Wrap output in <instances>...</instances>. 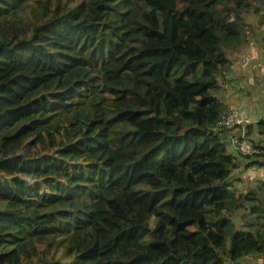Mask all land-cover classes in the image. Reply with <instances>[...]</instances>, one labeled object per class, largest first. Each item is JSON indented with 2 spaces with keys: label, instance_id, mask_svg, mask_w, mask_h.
<instances>
[{
  "label": "trees",
  "instance_id": "trees-1",
  "mask_svg": "<svg viewBox=\"0 0 264 264\" xmlns=\"http://www.w3.org/2000/svg\"><path fill=\"white\" fill-rule=\"evenodd\" d=\"M248 11L264 0H0V264L264 261V182L230 183L264 120L234 106L236 143L217 125Z\"/></svg>",
  "mask_w": 264,
  "mask_h": 264
},
{
  "label": "rangeland",
  "instance_id": "rangeland-1",
  "mask_svg": "<svg viewBox=\"0 0 264 264\" xmlns=\"http://www.w3.org/2000/svg\"><path fill=\"white\" fill-rule=\"evenodd\" d=\"M242 19L253 22L254 25L251 28L260 33H256V38L251 39L245 46L234 47L233 45L225 49L234 79L232 83L224 87H218L217 91L220 98L225 101L226 106L245 105V114L250 116L251 120L254 121L252 124H256L264 116V35L261 36V33L264 31V16L261 13L256 14L253 11H248L242 14ZM246 30L250 32L248 28ZM254 48H257V56L253 52ZM251 62H253V64H259L255 71L253 70V64H251ZM260 68H262L261 72L259 70ZM185 87L190 91L195 90L189 85ZM253 136H256V134H253ZM224 138L225 136L222 137L223 140ZM251 138L250 132L246 131L243 136L244 143L251 142ZM257 143H253L252 147H257ZM239 147L240 149H237L239 163L232 174L230 183L235 185L241 192L250 190L259 191L264 182V165H258L255 160L257 158L264 160V155H261L259 147L253 148L249 153L258 154L261 155V157L256 155L255 159L249 160L242 157L247 145H240ZM227 148L233 151L230 146ZM249 156L250 155H247L246 157L248 158ZM253 202L259 203L258 200H246L243 204L241 203L242 205L234 211V218L242 222L246 220V218L242 216L249 215L250 218L253 219L254 217L249 214V206ZM1 203L2 201H0V208L2 209L6 205L3 206ZM150 223L153 225L154 221L151 220ZM239 264H264V261L260 262L255 257L254 252H250L245 258L239 261Z\"/></svg>",
  "mask_w": 264,
  "mask_h": 264
},
{
  "label": "built area",
  "instance_id": "built-area-1",
  "mask_svg": "<svg viewBox=\"0 0 264 264\" xmlns=\"http://www.w3.org/2000/svg\"><path fill=\"white\" fill-rule=\"evenodd\" d=\"M233 107L228 106L217 120L218 128L228 143H236L238 141V132L234 131V126H231L238 119V111L232 110Z\"/></svg>",
  "mask_w": 264,
  "mask_h": 264
},
{
  "label": "crops",
  "instance_id": "crops-1",
  "mask_svg": "<svg viewBox=\"0 0 264 264\" xmlns=\"http://www.w3.org/2000/svg\"><path fill=\"white\" fill-rule=\"evenodd\" d=\"M258 65H259V64H258ZM258 65H256V66L253 68L254 71L256 70V67H257ZM259 70H260V72H261L262 68H260ZM231 77H233L232 74H231ZM261 120H264V116H263V118H262ZM230 147L233 149V151L236 150L234 147H232V146H230ZM247 147H251V144H247ZM233 151L228 150L229 153H232L234 156H236L235 152H233ZM256 155H258V154H256ZM258 156H260V155H258ZM260 157H261V156H260Z\"/></svg>",
  "mask_w": 264,
  "mask_h": 264
}]
</instances>
